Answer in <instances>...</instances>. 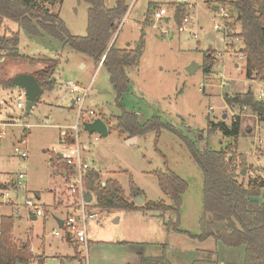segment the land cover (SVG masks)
<instances>
[{"label": "rangeland", "instance_id": "rangeland-1", "mask_svg": "<svg viewBox=\"0 0 264 264\" xmlns=\"http://www.w3.org/2000/svg\"><path fill=\"white\" fill-rule=\"evenodd\" d=\"M35 1L58 13L71 34L87 33L90 5L86 1ZM116 1L106 0V5L113 7ZM223 1L187 0L182 9L184 16L188 15L192 27L180 31L176 18L179 6L177 0H126L129 8L118 25L113 42L117 47H125L129 42V48H135L144 30L145 49L139 64L127 69L131 88L123 103L127 110L138 112L143 121L158 116L178 133L164 128L159 133L151 131L141 135L136 141L132 140L133 136L125 139L127 134L120 135L113 130L115 117L122 111L116 104L117 94L104 67L96 65L87 55L74 51L69 45L43 31L39 35L32 34L19 22L6 18L0 23V36L19 32V53L41 61L31 63L8 56L0 57V100L8 101L7 112L16 122L24 121L31 125L30 130L18 126L8 127L7 134L0 141V222L2 216L14 217V238L27 242L32 232L33 235L43 234L48 243H53L54 247L57 244L63 254L76 255L72 246L52 236L53 230L59 229V218L64 220L68 215L60 216L58 213L59 218L54 216V196L51 191L56 188L59 192L66 187L63 176L55 174L51 160L66 150L62 132L77 122L79 107L75 95L67 86L73 82L82 88H91L82 107L84 117L81 121L89 118L88 111L94 110L97 118L107 120L110 129L109 134L104 136L88 133L79 126L83 155L101 171L103 181L115 177L129 194L126 195L130 196L132 180L137 187V195L144 199L143 205L148 201L172 204L169 196L161 190L156 172L172 170L187 183V189L181 196L178 217L174 218L178 219V227L183 232L168 230L164 226L163 222L174 217L168 210L158 211L166 214L167 218L163 221L159 216L147 218L143 210L104 209L101 226L88 224L91 240L88 253L84 246L79 249L83 264H87V256L89 264H117L120 256L136 250L138 246L145 248L143 252L146 255L160 256L164 253L168 259L182 264L196 258L217 260L218 256L226 264H244L243 246L232 248L213 238L200 241L193 237L203 231L204 178L189 146L180 137L182 135L189 139L200 150L206 147L222 150L231 145L237 158L244 155L237 164L239 167L244 164L248 167L245 183L253 179L254 176L250 174L252 170L256 176H260L264 159L259 166L257 160L262 157L260 154L263 149L257 143L264 138V124L256 128L252 111H248V117H241L242 129L246 131L238 137L223 135L220 130L212 133L208 131L209 119L216 123L225 121L228 126H232L240 114L238 106L233 108L227 104V95L232 97L251 88L256 99L264 101V96L260 95L264 92V83L247 79L245 61L240 55L243 44L235 36L241 24L235 22L231 14L224 19L226 30L215 28L216 21L223 20L221 14L224 7L231 13ZM215 5H220L221 9H214ZM161 7L167 9V14L157 18L155 13ZM208 50L214 52L215 59L210 72H206L203 67ZM219 51L223 53L222 64L220 57H216ZM47 58L59 60L56 80L52 87L43 90L31 114L22 119L21 109L16 107L20 87L8 85L7 82L18 73L28 72L25 70L44 67V59ZM220 64L212 72L214 66ZM191 67L194 70H190ZM223 80L226 81L225 86L222 85ZM80 93L83 94V90ZM252 126V129L255 127L257 130L254 135H248L247 128ZM72 130L75 132L74 128ZM23 135L27 137L29 148V157L25 160L14 152V147L20 145ZM128 140L131 142L128 143ZM19 173L26 174L22 180L27 187L25 195L38 200L43 209L48 211L47 218L38 216L36 221H32L28 209L22 208L17 212L13 204L3 203L2 193L9 190L18 205L23 207L21 195L24 193L11 188L15 186ZM258 200L261 201L262 196ZM118 216L120 221L116 223L114 219ZM202 249L208 252L207 257H203ZM65 262L81 264L80 258H70ZM47 264L58 263L49 261Z\"/></svg>", "mask_w": 264, "mask_h": 264}, {"label": "trees", "instance_id": "trees-1", "mask_svg": "<svg viewBox=\"0 0 264 264\" xmlns=\"http://www.w3.org/2000/svg\"><path fill=\"white\" fill-rule=\"evenodd\" d=\"M89 3L87 33L73 35L65 21L47 5H38L35 0H0V21L11 19L19 22L32 34H42V31L67 44L76 52L90 57L96 65L102 62V67L109 74L110 82L116 92V104L121 114L115 117L113 128L120 135L129 137L141 136L151 131L160 132L167 128L174 132L175 128L165 123L160 117L153 116L143 121L140 114L134 110H127L123 100L130 93L131 81L127 69L137 66L145 49L144 30L135 48H120L116 46L113 37L118 25L128 11L126 0H117L113 7L106 5V0H84ZM231 11L234 21L241 24V29L235 36L241 40L245 70L248 78H254L264 83V0H224ZM178 3L176 18L179 24L184 19L182 6ZM19 32L0 36V57L8 56L23 61H40L18 51ZM214 52L208 50L204 58V70L210 72L215 63ZM45 66L34 71L43 90L52 87L59 65L57 59H44ZM41 62V61H40ZM12 79L7 84L11 85ZM229 106L249 108L260 122L264 123V101L258 100L255 94L248 90L246 93H237L226 96ZM104 119V118H103ZM241 127L240 118L232 126L225 121L214 122L209 119V133L220 130L223 135L239 136ZM110 132V131H109ZM177 133V132H176ZM178 134V133H177ZM189 146L192 156L202 171L204 178L203 216L201 218L202 233L195 235L196 239L205 241L213 238L223 245L237 248L244 247V264H264V179L255 176L245 183L248 173L246 164L238 166V158L231 150V145L222 150L206 147L200 150L196 144L184 136H180ZM75 140H68L74 144ZM56 157V158H55ZM52 158V165L62 172L71 174L72 168L66 163L63 156L57 154ZM247 168L245 175L242 170ZM161 190L169 196L172 204L163 201H148L138 205L132 199L137 195L135 183L131 180L132 192L126 195L125 190L117 179L103 181L101 174L94 168L87 170L84 178V187L96 198V207L116 210H168L174 217L165 225L176 232H183L178 227L179 205L181 196L187 189L186 181L172 170L156 172ZM262 196V200L258 198ZM0 236V264H30L33 255L28 243H17L13 237L14 217H1ZM216 223L222 226L217 229ZM190 235V234H189ZM192 236V235H190ZM36 264H44L38 258ZM139 264H174L163 253L160 256L140 254ZM188 264H221L219 260L198 259Z\"/></svg>", "mask_w": 264, "mask_h": 264}, {"label": "built area", "instance_id": "built-area-1", "mask_svg": "<svg viewBox=\"0 0 264 264\" xmlns=\"http://www.w3.org/2000/svg\"><path fill=\"white\" fill-rule=\"evenodd\" d=\"M220 9L221 8L219 5L218 9L216 10H220ZM165 14H167V9L164 7H161L159 11L155 13L157 18H161ZM221 15L223 16V20H222L223 22L216 21L217 23L215 24V28L219 30L220 29L226 30L224 19L229 17L230 12L227 10L226 7H224L223 13ZM189 26L192 27V24H190L189 17L188 15H186L182 23L179 25V30L185 31L188 29ZM194 35L196 34L194 33ZM222 54L223 53L219 51L216 57L219 58L222 56ZM240 55L241 58L244 59L243 54L240 53ZM100 64H102V62ZM67 86L70 88V91L75 95L76 103L78 104L79 107L77 114V122L74 125L75 133L73 139L75 140V142L74 144L69 145L63 153L64 160L72 168L71 174H68L66 172L64 175L67 186V192L70 197L69 206L71 207V212L63 220L62 226H59V229L53 230V234L58 236L61 240H65L67 242H73L75 244L84 246L85 251L87 252L88 242H89L88 224L94 223L97 227H99L102 225V221L104 219V211H103L104 209L98 208L96 206H92L91 203L87 202L85 198L87 190L84 187V178L87 170L91 168V164L85 160L82 151V145L79 142V126L83 125V122L81 120L84 117L82 114V107L87 95L90 93L91 88L90 86H88L87 88H82L81 86L73 82L68 83ZM81 90H83L84 92L83 94L80 93ZM260 95L264 96V92L262 91ZM6 104H8V101L0 100V141L7 134L8 127L18 126V127H23L24 130H30L31 127L29 123H26L24 121H22L21 123L16 122L14 120V117L11 115V113L7 112ZM16 107L21 109V113H22L21 117L22 119H24L25 107H26V91L22 87L19 88V97L16 101ZM87 114L91 118L90 121L97 118V114L94 110L88 111ZM260 149H263V152L260 151L261 152L260 155H262V157L258 158L257 160L258 165L261 163L262 159H264V144ZM14 152L23 160L29 157V148H28V141L26 135H23L21 137V143L19 146L14 147ZM253 154H255V152ZM259 173L264 179V165L262 170L259 171ZM251 174L254 177L256 176L254 170L251 171ZM25 178H26V174L19 173L14 182L15 186L11 187V188H15L17 192L24 193L23 195H21V200H23L24 203L23 207H20L18 205L16 198H13L9 190H6L2 193L3 203L7 205L13 204V206L16 207L17 212H20L22 208L28 209L30 213V217L31 215H34L36 217L38 216L45 217L46 210L43 209V207L39 204L38 200H36V198H30L25 195L27 187L22 182V180H24ZM0 236H1V229H0ZM59 264H66V263L64 261H59Z\"/></svg>", "mask_w": 264, "mask_h": 264}, {"label": "crops", "instance_id": "crops-1", "mask_svg": "<svg viewBox=\"0 0 264 264\" xmlns=\"http://www.w3.org/2000/svg\"><path fill=\"white\" fill-rule=\"evenodd\" d=\"M127 43V42H126ZM125 43V44H126ZM130 43L128 42L127 44H126V46L125 47H120V48H127V47H130ZM58 60V59H57ZM219 60L221 61L220 63L222 64L223 62H224V58L221 56L220 58H219ZM244 60V59H243ZM59 61V60H58ZM221 64L220 65H215L214 66V68H213V70H212V72H214V70L215 69H217L219 66H221ZM98 66H102L101 64H99ZM236 66L238 67L239 66V64H236ZM37 68H42V67H37ZM59 69V65H58V68H57V70ZM36 70H38V69H36ZM36 70H33V71H31V70H25V71H28V72H30V73H33L34 71H36ZM57 70H56V72H57ZM22 73V72H21ZM19 74V73H18ZM17 75V74H16ZM15 75V76H16ZM247 79L249 80V81H259V80H257V79H254V78H248L247 77ZM56 80V79H55ZM223 82H224V84H222L223 86H225L226 85V81L225 80H223ZM248 90H251V88L250 89H248ZM248 90H246L245 92H239V93H241V94H244V93H246ZM96 90H94L93 92H95ZM252 91V90H251ZM253 92V91H252ZM231 107H233V108H235L236 106H231ZM238 109H239V111L238 112H240V114H238V113H236V114H238L237 115V117L234 119V120H237L238 118H240V121H241V127H240V133L241 132H245L246 130H245V128H244V130L242 129V118L241 117H246L248 114V111H251L249 108H247V107H245V108H241V107H239L238 106ZM252 114L253 115H251L253 118H255V120H253V123H256V128L257 127H259V125L262 123V124H264L263 122H260L259 121V119H258V117L256 116V114H254L253 112H252ZM226 115H224V117H225ZM248 117V116H247ZM103 119V118H102ZM91 120V118L89 117L88 119H84L83 120V122H85V121H90ZM105 122H106V124H107V126H108V123H107V120H105V118L103 119ZM83 126V125H82ZM74 128V125H70L69 127H68V129L67 130H64L63 132H62V134H63V141H64V143H65V145H66V148L69 146V144H68V140H70V139H73V136H74V133L75 132H73V129ZM84 128V127H83ZM109 128V127H108ZM253 128V126L252 127H249V128H247V134L249 135H251V134H253L254 135V131H256L255 130V127H254V129H252ZM109 131H110V129H109ZM219 131V130H218ZM239 133V134H240ZM128 135H126V137H125V139H128ZM139 139V136H137V139L136 140H138ZM135 140V141H136ZM257 144H259V145H263L264 144V138H262L261 140H260V143H257ZM64 153V152H63ZM63 155V154H62ZM85 157V160L88 162V163H90L91 164V168H94V169H96L97 171H99V172H101L100 170H98L97 168H95V166L91 163V162H89L88 161V159H87V157L86 156H84ZM53 168H54V170H55V174L57 173V174H61L62 176H63V180L65 179V177H64V175H65V173L66 172H62V171H58L54 166H53ZM250 174H251V172H250ZM252 175V174H251ZM110 178H113V179H116L115 177H110ZM110 178H108V179H110ZM65 182V181H64ZM65 187V186H64ZM51 191H53V196H54V202H53V204H52V206H53V208L55 209L54 210V216H57V214L58 213H60L61 215L60 216H62V215H65V214H69L70 212H71V207L69 206V204H70V201H69V194L67 193V186L64 188V190H62V191H57L56 190V188L53 190V189H51ZM59 193V194H58ZM127 195H129L128 193H126ZM40 195V194H39ZM94 199H96L95 198V196L92 194V200H91V205L92 206H96V201L95 202H93V200ZM144 213H145V215L146 216H148L147 218H150V219H152V218H155V217H157V216H159L160 218H162L163 219V221H165L166 220V214H162L161 212H158V211H144ZM48 215V211H46V216ZM45 216V217H46ZM48 217V216H47ZM46 217V218H47ZM58 218H59V216H57ZM62 218V217H61ZM61 218H59V220H58V223H59V226H60V224L63 222V218L61 219ZM38 219V217H36V216H34V215H31V220L32 221H36ZM120 221V218H119V216L118 217H116L115 219H114V222H119ZM165 223H166V221L165 222H163V224H164V226L169 230V228L165 225ZM217 224V223H216ZM219 226L218 227H216L217 229H219L221 226H222V224L221 223H219L218 224ZM164 228V227H163ZM32 230H33V228H32ZM13 233H14V231H13ZM52 236H54L55 238H57L58 236H56V235H54L53 233H52ZM59 238V237H58ZM88 238H89V242H88V249H89V246H90V235H89V231H88ZM14 240L17 242V243H28L29 244V247H30V251H31V253H32V255H33V258H32V260H31V263L30 264H36L37 263V260H38V258H42V260L44 261V264H47L49 261H55L56 263H58L59 264V261H64L65 262V260H67V259H70V258H80V260H81V264H83L84 262H83V260L81 259V256H80V254H81V251L79 250L80 249V246H82V245H78V244H75V243H73V242H67V241H64V240H61L62 242H66L68 245H70V246H72L74 249H75V251H76V255L75 256H73V255H71V254H63L62 252H61V248L56 244V246L54 247L53 246V243H48V241H47V238L45 237V235H33V232H32V236H30L29 237V239H28V241L27 242H21V241H19V240H17L16 238H14ZM60 241V240H59ZM60 241V242H61ZM99 242H104V241H99ZM124 243H128V242H124ZM88 249H87V251H88ZM93 249V247H91V250ZM94 250V249H93ZM145 250V248L144 247H142V246H138L137 247V249L136 250H133V251H129V252H126L125 254H123L122 256H120V258L118 259V262H117V264H139L140 263V254H145L143 251ZM245 250V249H244ZM201 252H203L202 253V255H203V257H207V255H209L208 254V252H206V250H200ZM208 251V250H207ZM88 253V252H87ZM152 256V255H151ZM86 257V256H85ZM198 259H208V258H196V259H194V260H198ZM172 263H174V264H182V263H178L176 260H171V259H169ZM193 260V261H194ZM217 260H219L220 261V263L221 264H226L224 261H221L220 260V258H219V256H218V259ZM193 261H189L188 263H191V262H193ZM66 263V262H65ZM90 263V261L88 260V256H87V264H89ZM188 263H183V264H188Z\"/></svg>", "mask_w": 264, "mask_h": 264}, {"label": "water", "instance_id": "water-1", "mask_svg": "<svg viewBox=\"0 0 264 264\" xmlns=\"http://www.w3.org/2000/svg\"><path fill=\"white\" fill-rule=\"evenodd\" d=\"M179 3H185L187 0H177ZM219 5H215L214 9H218ZM2 21H0L1 23ZM190 70H194V67H191ZM52 80H55V76L52 77ZM11 86H19L25 89L26 91V107H25V116H29L32 112V108L37 104L38 98L43 92V88L38 82L37 78L33 75V73L29 72H22L17 74L12 78ZM84 130L88 133H98L100 135H108L109 134V128L106 124V122L98 117L93 119L92 121H85L83 122ZM137 139V136H133L132 140L135 141ZM131 140H128V143H130ZM59 156H63L62 153H59ZM242 175H245L246 168L242 170ZM86 201L91 202L92 200V193L87 192L85 195ZM134 201L138 205H143L144 199L141 197V195H137L134 198ZM63 222L60 224L62 226ZM16 264H20L17 262Z\"/></svg>", "mask_w": 264, "mask_h": 264}]
</instances>
